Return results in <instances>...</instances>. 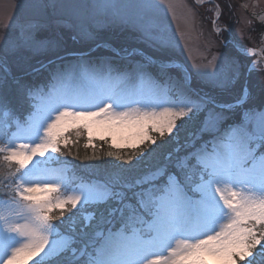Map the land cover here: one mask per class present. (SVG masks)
<instances>
[{
	"label": "snow or ice",
	"instance_id": "6c2138e0",
	"mask_svg": "<svg viewBox=\"0 0 264 264\" xmlns=\"http://www.w3.org/2000/svg\"><path fill=\"white\" fill-rule=\"evenodd\" d=\"M160 7L159 0H34L33 18L0 29V161L9 168L0 197V264H264V85L261 104L253 105L248 79L264 73V57L243 65L217 51L192 69L174 63L176 41ZM212 11L215 26L223 12L218 4ZM52 23L71 24L89 38L105 24L130 23L146 47L53 51L56 60L41 78L22 82L9 58L57 47L40 35ZM194 76L211 92L194 88ZM5 87L26 104L23 115ZM217 91L234 93V102H219ZM188 123L192 130L180 140ZM72 131L86 133L88 145L98 135L132 149L134 156L118 157L129 169L153 151L143 145L159 147L153 133L167 136L164 143L176 139L162 161L130 178L74 184L64 151ZM52 161L65 167L51 169ZM81 205L97 206L99 215L65 228Z\"/></svg>",
	"mask_w": 264,
	"mask_h": 264
},
{
	"label": "rangeland",
	"instance_id": "374dc122",
	"mask_svg": "<svg viewBox=\"0 0 264 264\" xmlns=\"http://www.w3.org/2000/svg\"><path fill=\"white\" fill-rule=\"evenodd\" d=\"M215 1L218 5H220L223 14L219 17L216 25L214 26L212 23L214 17V11H212V9H214V6L208 5L211 4L210 2L206 1L202 4H195L193 0H170L172 7L169 9L167 7L169 0H159L161 7L158 9L157 15L166 25H168L169 31L176 41V47L173 49L171 54L173 61L176 60L174 59L175 55L188 69H192L194 64L205 63L207 59H211V55L209 54L210 52L215 53L217 51H224L234 57H238L243 65H247L251 62L249 58H253V60L260 59L259 55L253 57L245 56L235 50L232 46L233 44L231 38L233 39L235 37V40L238 39L242 41L243 45H247V47H243L244 49L260 50L261 47L264 46V43H261V34L264 33V26L262 30H259V25H264V23H261V18H264V0ZM50 2L58 4H88L91 3L92 0H50ZM115 2L123 4H138L145 2V0H115ZM32 3H34V0H0V29H3L4 24L8 22H11L12 28L15 29L18 24L24 23L33 18L34 13L31 8ZM229 5H231L230 8ZM227 10L231 11L232 15L225 18V12H227ZM57 16L64 20L69 19L67 14L62 15L58 12ZM226 19L227 21H230L227 22L229 26L225 22ZM232 23L233 26L230 27ZM64 25L69 28H63L66 27ZM127 25L132 26L130 23L105 24L97 28L89 38L82 35L80 31L71 26V24L52 23L50 26L42 30L40 35L53 41L57 47L47 52H25L20 54L21 56L17 55L9 58V60H11L10 63L14 70L33 78V76L40 74L45 68H47L49 60H56V56L53 55V51L57 52L60 56H64L66 50L83 49L84 51H87L88 45L95 47L94 43L97 42H99L97 44H100L101 46L146 47L144 44L135 40L131 35L121 33L123 32L122 28ZM225 26H227L230 31L217 35L214 29L224 28ZM11 30L12 29H9L8 31ZM71 34H75L76 37L80 38L83 43L87 40L92 44H81L77 41L78 39L75 40L73 37L72 38L76 41V43L72 42L70 41L73 40L71 39ZM231 35L234 37H231ZM33 54H35V56H31ZM41 66H44V68ZM257 72L258 73H252L248 77L252 85L250 103L253 105L261 104L262 95L258 85H264V73H260L259 71ZM191 83L194 88L201 89L205 92H211V86L198 77L194 76ZM2 118L3 117L0 116V119ZM189 128L190 131L188 134L191 132L192 126H189ZM72 133L75 132L72 131L67 136L69 144H71ZM153 135L156 136L158 134L153 133ZM81 136L85 139L84 146H93L88 145L86 133ZM96 141H102L98 135L94 139V144ZM107 144L114 147L110 138ZM120 148L128 149L123 145H121ZM64 151L66 158V149H64ZM62 167L65 166L57 163L56 161H52L50 163L51 169ZM67 168L69 170L72 169V167L68 165ZM68 176L70 177L69 174ZM81 180L88 182L103 181L102 179L96 176L93 177L92 175L91 178H78L74 180V184H78ZM86 206L87 205H81L79 210L76 211L77 215H80L83 222L85 217L88 219H91L92 217L91 207L93 205H90L88 208ZM64 227L69 228L72 226H65L64 224Z\"/></svg>",
	"mask_w": 264,
	"mask_h": 264
},
{
	"label": "trees",
	"instance_id": "16d2710c",
	"mask_svg": "<svg viewBox=\"0 0 264 264\" xmlns=\"http://www.w3.org/2000/svg\"><path fill=\"white\" fill-rule=\"evenodd\" d=\"M225 13H226L225 18H228L232 15V12L228 10ZM228 21L227 19L225 20L227 25H228L227 23ZM231 26H233V23L232 25H230V27ZM263 26L264 25H259L260 27L259 30H262ZM17 78L22 82H28V81L40 79L41 75L40 74L35 75L33 76V78L32 77L30 78L29 76L26 75H20L17 76ZM9 83L11 84V81ZM3 91L9 100L13 96H17L15 95L13 89L10 87H5ZM187 126L191 127L192 124L191 123L185 124L181 128L178 134L180 140H183V138L186 136ZM71 135H72L71 144H69L68 148H66V153H68V151L70 150L71 155L67 154L66 159L67 161L74 163L73 168L70 169L68 172V174L70 175V177L73 178V180H76L78 178L80 179L89 178L91 177L89 175L96 176L102 179L103 181L109 179L110 177H115L120 174L130 178L132 175H134L137 171L144 168L145 166L152 165L162 161L167 156L168 152L173 148V143L174 140L176 139L174 137L173 141L164 143L163 140H167V136H165L163 139L157 136L156 141L159 147H157L156 145H143L142 147H151L153 151L150 153L148 157L145 158L144 161H142L140 164H133L132 168L129 169L127 165H124L123 160L118 159V157H124V159H127V157L130 155L134 156V152L132 149L130 148L117 149L102 141H96L94 146L91 147L84 146L85 139L83 138V136L78 137L76 133H72ZM110 151L113 152L114 155L108 156L107 153ZM93 156L98 157V159H92ZM79 170L85 171L87 175L81 173ZM12 171H14V167ZM8 177H9V168L4 162L0 161V197H2L3 193L7 190L5 187V181ZM91 209L93 213H95L97 216L99 215V210L97 206L93 205ZM78 217L79 215L74 216L71 220H68V222L69 221L73 222L74 227L77 229H79L78 227L80 226L78 224V221L81 222V219H78ZM93 223L95 222L93 221Z\"/></svg>",
	"mask_w": 264,
	"mask_h": 264
}]
</instances>
